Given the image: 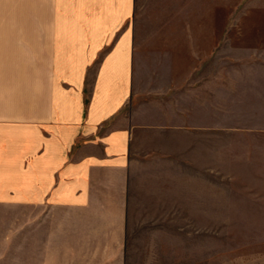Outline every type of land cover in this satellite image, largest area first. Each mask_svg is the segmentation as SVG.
I'll return each mask as SVG.
<instances>
[{
	"label": "crops",
	"instance_id": "crops-1",
	"mask_svg": "<svg viewBox=\"0 0 264 264\" xmlns=\"http://www.w3.org/2000/svg\"><path fill=\"white\" fill-rule=\"evenodd\" d=\"M233 2L0 0V263L171 264L217 215L249 132Z\"/></svg>",
	"mask_w": 264,
	"mask_h": 264
},
{
	"label": "rangeland",
	"instance_id": "rangeland-1",
	"mask_svg": "<svg viewBox=\"0 0 264 264\" xmlns=\"http://www.w3.org/2000/svg\"><path fill=\"white\" fill-rule=\"evenodd\" d=\"M233 1V23L218 24L219 30L227 26L250 47L221 54L218 62L245 66L223 73L249 79L248 100L227 102L233 124L249 132L233 138L234 178L225 183L231 190H219L217 215L185 216V243L171 246V264H264V0ZM241 152L247 161L236 159ZM9 257L0 264H17Z\"/></svg>",
	"mask_w": 264,
	"mask_h": 264
}]
</instances>
